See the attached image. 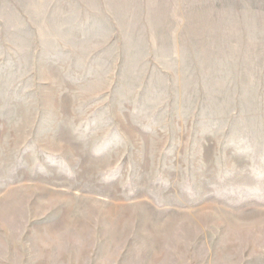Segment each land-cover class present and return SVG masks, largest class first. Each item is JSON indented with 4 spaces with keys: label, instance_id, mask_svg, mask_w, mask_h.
<instances>
[{
    "label": "rangeland",
    "instance_id": "1",
    "mask_svg": "<svg viewBox=\"0 0 264 264\" xmlns=\"http://www.w3.org/2000/svg\"><path fill=\"white\" fill-rule=\"evenodd\" d=\"M0 264H264V0H0Z\"/></svg>",
    "mask_w": 264,
    "mask_h": 264
}]
</instances>
